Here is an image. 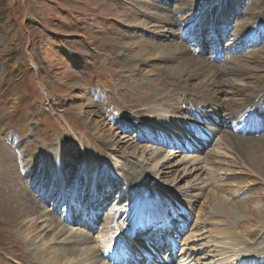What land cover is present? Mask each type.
<instances>
[{
    "label": "rangeland",
    "instance_id": "rangeland-1",
    "mask_svg": "<svg viewBox=\"0 0 264 264\" xmlns=\"http://www.w3.org/2000/svg\"><path fill=\"white\" fill-rule=\"evenodd\" d=\"M206 1L229 6L227 28L194 27ZM204 13L210 22L212 11ZM260 26L264 0H0V264H79L90 257L115 264L95 257L108 249L114 213L129 226L138 204L156 202L177 210L168 217L171 230L158 246L152 224L145 225L152 233L136 228L125 243L151 254L134 264H222L231 253L216 244L223 225L214 203L234 213L226 229L264 253V150L256 151L264 116L238 124L256 130L242 138L227 116L209 108L202 115L212 118V133L201 135L202 124L189 118L196 101H208L203 96L233 111L264 94V30L253 43L237 40L243 28L255 33ZM170 45L179 48L175 60L153 54ZM187 58L209 64L208 87L206 74L167 72ZM170 121L178 126L175 145L157 135L145 143L140 126L162 123L165 132ZM230 136L233 145L224 140ZM75 175L86 190L64 188ZM87 175L117 184L99 192L92 209L86 204L96 183L90 186ZM122 193L139 194L138 201L119 203ZM83 209L93 222L77 220Z\"/></svg>",
    "mask_w": 264,
    "mask_h": 264
},
{
    "label": "bare ground",
    "instance_id": "bare-ground-1",
    "mask_svg": "<svg viewBox=\"0 0 264 264\" xmlns=\"http://www.w3.org/2000/svg\"><path fill=\"white\" fill-rule=\"evenodd\" d=\"M206 6H207V8H206ZM217 9L220 10L218 12L219 13V17L214 16V11L217 10ZM201 10L202 11H201L200 15L198 16V18H199L198 22L194 26L195 28L199 29L201 25H207L210 28V31L213 32L214 28L217 29L219 27L218 25L220 23L223 25V27L227 28V26H228L226 24L227 15L230 14L229 6L227 4H225L224 2L216 3V2L206 1L205 7H203ZM205 10L212 11V14H210L211 21L208 22V23H206L205 21L202 20V17L206 16V13H204ZM243 29L244 30L243 31L241 30L242 32H240L239 37H237V40H243V43L248 44V43H253L254 41H256V39L259 37V34L261 32H263L264 27L260 26V28L255 33L249 32L248 28L247 29L243 28ZM177 47L178 46H174V45L159 46V47H157V49L154 51L153 54H158L159 55L161 53L160 52V50H161V51H163L162 52L163 55H165V52H166V57L168 55H170V58H172V60H175L177 54H179V48H177ZM145 55H151V54L146 53ZM179 63H181V64H179V65L177 64L176 67L167 68V72L168 73H173L175 75H179L181 73H184L186 75H190V76H193V77L195 76V77L199 78L202 75L206 74V72H207L206 66L209 65V64H207L205 66V64L201 63V61L195 60L193 58H191V59L187 58V59H185V60H183L182 62H179ZM209 69L212 70L211 68H209ZM207 83H208V75L206 74V77H204V82H203V87L202 88L208 87V85H206ZM196 94L200 95V93H198V92H196ZM196 97H198V96H196ZM203 97L207 98L208 101H204L202 103L200 101L199 102L196 101L195 104H194V108L195 109H193L189 113L190 114L189 118H192L195 121H197L200 124H202L201 130H200V134L201 135H203V133L207 132V131H210L211 133L214 131V125L215 124L213 125L214 122L212 121V118H209V116H207V114L202 115L203 113H205L206 108H209L211 110V112H209V113L212 116H213V113H214V116H216V117L218 115H220V114H223V115L227 116V118L230 121H232L231 128L235 131L236 135L241 137V138H242L243 134H245V133H253L256 130L255 129H251V128H246L244 126L241 127L238 124L243 123L244 121H246V124H248V118L264 116V113H263L264 111H262V112L259 111L260 110V105H264V94H263V91L257 93L254 98H249V102L250 101L251 102L249 103V105L247 107H242V108H240L238 110L235 107H232L233 111H228V109L225 108V106L221 107V106H219V105H217L215 103H212L211 100L208 98V96H203ZM203 107H204V109H203ZM212 107H214V108H212ZM167 120H170V118L167 119ZM169 124H170V127H168V130L165 131V132L162 131V127H164V124H162V123H161V125H152V127H151V125L144 124V125L139 127V128H141L139 133L143 132V138L142 139L147 141L145 143L153 144V142H154L153 136L157 135V138L167 139V138H164V137H168V139H167V141H169L168 142V146L175 145V143L173 142L172 138H175L176 133H173V130L177 129L178 126H177V124H175L172 121H170ZM149 126H150V129H148ZM154 126H156V127H154ZM95 127H96V129L104 130L100 126V123H99V125L96 124ZM261 127L263 129L264 126H261ZM217 133H220V131H218ZM196 137H197V135H196ZM198 138H199V136H198ZM238 139H239V141L236 142L235 145H236V147L242 149L244 147L243 144L240 143V141H242V140L240 138H238ZM224 140H225V142L227 144L229 143V145H233V143H234V138L232 136H230V137H228V139H224ZM159 143H162V141H160ZM207 143H208V141L205 140L204 141V145L207 144ZM258 143H259L260 147L256 151L261 152L260 148H262V150H264V138H260ZM165 145L166 144H164L163 146H165ZM261 153L263 155L264 151H262ZM155 157H156V155H155ZM248 157L250 158V160H254V161L257 159V162H258V158H257L258 154L257 153H255L253 151H248ZM152 158H154V157H152ZM36 171L39 172L40 169L37 168ZM77 178H78V175H75L73 179L65 182L64 183V188L70 189L71 187H73V188H78L81 191L84 190V188H85V190H86V187H84V185L82 183L83 182V176H80L79 179L77 180V182L74 183L75 179H77ZM85 179L89 183L90 186H92L93 184L96 183V186L93 187V191H90V189L88 191V192H90V196H89L90 199L87 200V204H86V206L88 208H91L90 207V203H96L97 204V202H99V198H96V196L99 194V192L102 191L104 194L105 193L106 194L111 193L113 191V189H115V186L117 185L116 183H112V185H111L110 183H108V181L105 179V177H104V179L101 178V180L94 179V178H93V180H90V176L87 175L85 177ZM34 182H35V179H33V181L30 183V185L34 184ZM92 182H93V184H91ZM143 182H145V181H143ZM142 183H140V184H142ZM26 184H28V182ZM67 185H69V186H67ZM137 185L138 184H136L135 186H137ZM128 187H130V186H128ZM232 190L233 189H231L230 191H231V193L233 195L234 192ZM133 193L134 192H132V194ZM76 194H77V192H76ZM135 195H136V193H135ZM135 195H131V194H128V193H126V194L122 193V195H121L122 197L120 196V198H119V203L120 202L121 203L125 202L126 204H128V202H129V204L132 205L133 202L138 201L137 198L139 197V194L136 195V196ZM166 199L169 200L170 198L168 196H166ZM156 205H159V207H152V206H156ZM161 207H163V211H159L161 213H158V210ZM168 207L169 206L166 205L163 202H156V203L149 204V205L147 204L145 207H143V206L138 204L136 209H135V212L137 214L136 215L137 216L136 221L134 223L128 224L129 226H126L127 223H124L125 225L122 224V222H121L122 220L121 221L120 220H114L113 219V218H115V213H114L113 218L111 217L112 221L111 222L109 221L111 226L109 227V230L107 229L108 233L106 234V236H108V239H110V243L108 244V249L106 251H104V252L102 251V254L99 253L101 258H99L98 256H95V257L98 258L102 262H105L107 260V258L109 257L111 259H116V261L114 262L115 264H133V262H131L129 260H125L124 256H126L127 254L133 255L131 258L135 259L134 258L136 256L135 254L141 255V252H144L147 255L150 254L151 252H148L147 250H145L143 248V246H139V245H136V244L133 245V244H130V243H125V242L128 240L129 237L132 236L131 234H132L133 227L137 228V226H135V225H139L140 226L139 228H141L142 226H144L148 222H154L153 226H156V224L158 225V222H160L158 228H155V230H154L155 232L156 231L158 232L157 233V238L160 235H163V233H164L165 229H163V231H162V229H160L163 225L164 226L167 225V227H166L167 230L166 231H168L171 228V227H169L168 220L171 218V216L174 213H177L176 209H172L171 208L172 211L169 210L168 213H167V214H169V216H167V215L165 216V210L166 209H170ZM213 207L214 208H211L212 210L214 209L215 212L218 211L217 212L218 214H216V216H215V213H214V218L222 221L221 224L223 225V228L221 230V235H222L223 239L216 241V244L218 246L222 245L223 247L229 249L230 253H231V254H227L226 256H224L223 260L221 261V263L222 264H262L264 262V253L259 254V253H257V251L256 252L252 251L253 248L251 246L247 247V245H246V244H248V241H247L245 236H240V235L238 236V234L234 231V229H232L230 227H228V229H226L225 225L230 223L229 222L230 221V217H233L234 213L231 212V211H228L225 208V204H223V203H214ZM181 210L184 211L183 208ZM91 212H92L91 210L88 212L87 209L86 210L83 209L81 211L79 219L77 218V220H80V221L81 220L82 221L85 220L86 223L93 222L92 220H93L94 216H93V213H91ZM95 213L96 214L100 213V211L97 210ZM95 213H94V215H96ZM168 217H170V218H168ZM66 223H67V221H66ZM146 229H149V227L146 228ZM218 234H219V230H218ZM160 238L158 239V241L161 240ZM160 244H161V241H160ZM105 245L107 246V244H105ZM255 246H256V244H255ZM90 258L86 259V260H88V262L90 261L89 263L79 262V264H94L95 261L93 259L90 260ZM53 259L55 261H58V259H55V258H53Z\"/></svg>",
    "mask_w": 264,
    "mask_h": 264
}]
</instances>
